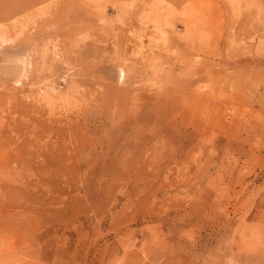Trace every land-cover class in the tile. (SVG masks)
I'll use <instances>...</instances> for the list:
<instances>
[{"label":"rangeland","instance_id":"1","mask_svg":"<svg viewBox=\"0 0 264 264\" xmlns=\"http://www.w3.org/2000/svg\"><path fill=\"white\" fill-rule=\"evenodd\" d=\"M0 264H264V0H0Z\"/></svg>","mask_w":264,"mask_h":264}]
</instances>
